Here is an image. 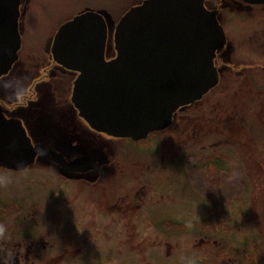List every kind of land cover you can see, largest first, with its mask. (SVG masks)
Segmentation results:
<instances>
[{
    "label": "flooded vegetation",
    "instance_id": "obj_1",
    "mask_svg": "<svg viewBox=\"0 0 264 264\" xmlns=\"http://www.w3.org/2000/svg\"><path fill=\"white\" fill-rule=\"evenodd\" d=\"M232 1L235 3H231L232 7L238 5L248 7L246 11L238 9L237 13L240 11L239 16L242 18L246 14L248 15L247 19L258 20L256 22L264 21V8H261L257 13H253L254 6H262L264 3H248L243 0ZM29 2L30 0H19L18 30L20 48L17 52V59L8 72L0 76V111L6 119L20 122L33 146L47 145L66 162L82 157H89L93 162L83 163L81 169L69 171L64 170L59 163L37 154L33 162L24 169L14 170L0 166V172L10 170L13 172L28 171V183H32V185L21 187L18 186L19 181H17V184L9 186L8 189L0 190V264H100L102 253L99 247L101 245L107 246L109 244V242H106L107 240H114V238H111L114 237V233L128 238V234L133 232L128 229V225H130L144 234L143 225L151 219H160L150 215L144 216V214L148 213V202L156 197L154 196L156 195L155 190L162 187L160 182H162L164 170H150L148 168L146 171L149 173V178L144 180L143 184L133 185L128 190V177L132 178L136 175H133L132 172L128 173V168L124 170L116 168L118 156L128 155V146L125 148L127 151L124 152L125 154L118 153L117 142L121 143V140L137 142L141 139L117 138L98 132L92 129L79 115L78 110L71 101L73 84L78 73L57 63L51 53L56 31L61 24L71 18L59 22L57 25L55 24L49 34L47 46L36 47L35 42L29 40L27 25L31 20L30 17H32L33 22L36 21L38 12H34L30 16L27 9ZM204 5L208 10L216 11V18L225 35V42L215 50L213 59L218 80L216 85L199 100L180 106L173 113L171 123L168 126L170 127L175 119L183 120L190 126L194 135L195 118L199 117L198 113H201V111L190 115L191 117L184 116L187 113L178 115L179 111L184 112V108H213V110L214 108H223L219 100L213 102L209 100L205 105H199L198 103L208 95L219 97L218 94L213 92L215 88L221 83L225 86V82H229L228 79H230V82L233 80L224 74V70L229 72L231 69L225 68L222 63L223 59L228 62L225 50H229L231 44L229 42L230 37L227 34V26L225 27L230 18L225 15L223 10L228 9L231 11L233 8H228V4L225 5L220 1L213 0H204ZM52 24L54 23L48 24L49 28ZM255 34L253 36L256 40L255 46L260 49L264 44L259 42L260 38H256L257 33ZM25 44H27V47H24ZM24 48H28V51L31 50L32 56L28 55L24 58L21 54V50ZM219 60L222 64H219ZM28 61L32 62L27 64ZM249 68H251V72L254 70L253 66H249ZM245 74L241 76L242 74L238 73L242 82L248 80V86L251 87V91L248 92H250V100L254 104V99L260 93L258 88L255 89V84L257 80H263L257 75L249 77L248 72ZM234 80L238 81L236 78ZM56 101L61 106H56ZM40 102H43V104ZM222 114L216 112L211 115V122L215 121L217 125H214L213 128L208 126L202 132L203 134H211V132L223 134L221 137H218L215 141L207 142V146L202 144L203 138L196 140L195 136L176 139L174 143H177L178 146L175 147V150H171L173 154H176L175 152L179 153L181 150H195L196 145H201L199 148L201 153L203 150L209 149L208 151L211 154L213 153L214 157H218L216 158L218 159L217 164L220 165L219 159L222 157L217 155H223L222 153L227 150V144H235L239 149L241 146L242 148L244 146L249 148L250 141L252 142L250 137H246V140L239 136L234 137L233 140L231 137L229 139L225 137L224 129L233 122H231L229 115ZM233 125L235 131H245L241 125L234 123ZM167 128L157 132H163ZM86 134L92 136L91 139L84 140ZM165 140L161 139L160 142H157V145L161 149L164 148L163 150H169L171 144L165 142ZM182 140H185L186 144L181 145ZM242 158L243 156L241 157L240 154V159L242 160ZM163 160V156L160 155V162ZM258 161L256 165L260 170H257L261 171V162ZM239 174L244 178V176H248V171L240 169ZM124 183H126L125 186ZM254 186L246 188L244 184L238 190V194L246 192L245 189H247L249 219L252 221L257 235L264 236V219L262 221L258 216V214L260 215L256 196V190L258 189L255 183ZM190 187L195 188L194 185ZM151 190L154 195L149 194ZM199 192L205 193L204 189ZM222 192V189L208 192V194L221 197L219 199L221 204H215V207L223 208L224 204L229 201ZM158 198V202L163 200L164 193L160 192ZM86 203L91 206L85 212L84 205ZM262 217L264 218V213ZM160 220L158 221L163 222V219ZM73 224H76L77 227ZM89 224H94L92 228L94 232L90 237L85 233L90 228ZM137 225L141 228L139 229ZM101 229H103V232H100ZM96 232H99L97 236L95 235ZM210 237L209 234H203L196 242L204 246H210L211 243L217 246L218 243L217 250L209 252V249H206L204 251L210 257H214L218 252L216 257L221 260L220 264H232L233 259L239 260L235 258L236 256H232L233 254L228 251V247L223 245L222 242L220 243ZM100 239L103 242H100ZM162 243V245L168 247L167 252L170 254L172 252L170 244L168 242ZM125 244L127 243L125 242ZM132 245L135 246L137 251H141L140 242ZM142 251L144 252V250Z\"/></svg>",
    "mask_w": 264,
    "mask_h": 264
},
{
    "label": "rangeland",
    "instance_id": "obj_2",
    "mask_svg": "<svg viewBox=\"0 0 264 264\" xmlns=\"http://www.w3.org/2000/svg\"><path fill=\"white\" fill-rule=\"evenodd\" d=\"M141 1L30 0L27 5L30 16L34 12H38V14L35 22L32 21V17L29 18L31 19L27 25L29 40L34 41L36 47L47 46L49 34L55 24L70 19L77 13L92 10L102 14L107 23L106 56L111 57L115 53L113 50L115 24L130 7ZM213 1H220L225 5L228 4V8H233L231 11L228 9L223 10L225 15L230 18L225 27L227 26V34L230 37L229 42L231 44L229 50H225L228 62L225 59L222 62L225 68L231 69L229 72L224 70V74L233 80L230 82V79H228L229 82H225V86L221 83L215 88L213 92L218 94L219 97L208 95L198 104L205 105L209 100H212V102L219 100L223 108H214V110L213 108H184V112L179 111L178 115L187 113L184 115L187 117L201 111V113H198L199 117L195 118V135L187 122L175 119L172 125L163 132L151 133L137 142L125 140H121V143L117 142L118 153L125 154L124 152H127L125 148L128 146V155L118 154L120 156H118L116 168L120 170L128 168V173L132 172L133 175H136L132 178L128 177V190L133 185L143 184L144 180L149 178V173L146 171L148 168L150 170H164V176L162 182H160L162 187L155 190L156 195L152 193V190L149 192L150 195L156 197L148 202V213L144 214V216L159 217L163 219V222H159L160 219H151L143 225L144 227L142 226L144 234L137 231L136 227L134 229L133 226L128 225V229L133 231L128 234V238L114 233V237L111 238H114L115 241L107 240L106 242H109L107 246L101 245L99 247L102 253L100 264H220L221 260L216 257L218 252L215 251L214 257H210L209 254L204 252L206 249H209V252L215 250L218 243L217 246L213 243L210 246L196 243L197 239L203 234H209L210 238H214L228 247V251L233 254L232 256L239 259L238 261L233 259L232 264H264V236L257 235L256 229L249 219L247 189H245L246 192L238 194V190L244 184L246 188H252L255 183L258 189L256 190V196L259 199V201L257 200L259 213L263 216L264 49H261L264 46L258 49L255 46L256 40L253 36L257 33L256 38H260L259 42L264 44V21L256 22L258 20L247 19L248 15L246 14L242 18L239 16L240 11H246L248 7L241 5L232 7L231 3L235 4L232 0ZM261 8H264V5L254 6L253 13H257ZM238 9L240 10L239 13H237ZM49 23L54 24L49 28ZM24 47H27V44ZM21 54L24 58L28 55L32 56V52L31 50L28 51V48L22 49ZM29 62L32 61H28L27 64ZM218 62L220 64L221 60ZM249 66H253L254 70L252 72ZM246 72L249 73V77L257 75L263 80H257L255 84V89L258 88L260 93L254 99V104L250 100L251 95L249 96L250 92L248 91H251V87L248 86V80L242 82L238 75V73H241V76H244ZM235 78L238 81L234 80ZM218 91L222 93L220 94ZM55 103L56 106H61L58 105V101ZM216 112L229 115L231 122L242 126L246 136L252 139L249 148L245 146L242 148L241 146L239 149L235 144H227V150L222 153L223 155H217L222 157L219 159L220 165L217 164L218 159L216 158L218 157H214L215 155L211 154L208 151L209 149L203 150L201 153V149H199L201 145H196L195 150H181L179 153L175 152L176 154H173L171 150H175V147L178 146L177 143H174L176 139L195 136L196 140L203 138L202 144L207 146V142L215 141L218 137H221L223 134L216 132H211V134L202 133L208 126L213 128L214 125H217L215 121L211 122V115ZM233 123L227 125L224 129L225 137H228V139L231 137L232 140L237 136L243 137L241 131L237 132L233 129ZM183 127H186L185 129L188 132H182ZM90 137L92 136L86 134L84 140L87 141L91 139ZM161 139H166L165 142L171 144L169 150H163L164 148L161 149L157 145V142H160ZM184 143L185 140H182L181 145H184ZM240 154L241 157L243 156L242 160ZM160 155L164 159L162 162H160ZM257 160L261 162V171L257 170L259 169L256 165ZM240 169L248 171V176L242 178L239 174ZM28 179V171L13 172L10 170L0 172V190L8 189L9 186L17 184V181H19L18 186L21 187L32 185V183H28ZM125 185L126 183H124ZM191 185H194L195 188L190 187ZM201 189H204L205 193L199 192ZM217 189H222V194H225L227 200H229L224 204L226 207H215V204H221L219 203L221 197L208 194V192ZM160 192L164 193V198L158 202ZM89 206L91 205L87 203L84 205L85 212ZM73 225L77 227L76 224ZM89 226L90 228L85 232L88 237L94 232L92 229L94 224H89ZM100 232H103V229ZM98 234L99 232L95 233L96 236ZM100 242H103L102 239H100ZM139 242L141 251H137L135 246L132 245ZM162 242L170 244L172 250L170 254L167 252L168 247L162 245Z\"/></svg>",
    "mask_w": 264,
    "mask_h": 264
},
{
    "label": "water",
    "instance_id": "obj_3",
    "mask_svg": "<svg viewBox=\"0 0 264 264\" xmlns=\"http://www.w3.org/2000/svg\"><path fill=\"white\" fill-rule=\"evenodd\" d=\"M18 6L19 0H0V76L20 48ZM107 33L103 15L86 10L60 25L51 47L57 63L78 73L71 101L98 132L145 138L167 128L180 106L199 100L217 83L213 59L225 35L204 0H142L130 7L114 27L115 53L109 59ZM37 154L69 171L92 160L66 162L47 145L33 146L20 122L0 111V166L24 169Z\"/></svg>",
    "mask_w": 264,
    "mask_h": 264
},
{
    "label": "trees",
    "instance_id": "obj_4",
    "mask_svg": "<svg viewBox=\"0 0 264 264\" xmlns=\"http://www.w3.org/2000/svg\"><path fill=\"white\" fill-rule=\"evenodd\" d=\"M186 130H187V129L183 128V131H182V132H184V131H185V132H188V131H186ZM257 200L259 201V199H257ZM263 212H264V211H263ZM259 216H260V218H261V219H262V221H263V219H264V218L262 217V214H261V213H260V215H259Z\"/></svg>",
    "mask_w": 264,
    "mask_h": 264
},
{
    "label": "bare ground",
    "instance_id": "obj_5",
    "mask_svg": "<svg viewBox=\"0 0 264 264\" xmlns=\"http://www.w3.org/2000/svg\"><path fill=\"white\" fill-rule=\"evenodd\" d=\"M242 135H243V137H244V140H246L245 138L247 137L246 136V133L244 132V131H242ZM246 143L248 144V142L246 141ZM261 167V166H260Z\"/></svg>",
    "mask_w": 264,
    "mask_h": 264
}]
</instances>
